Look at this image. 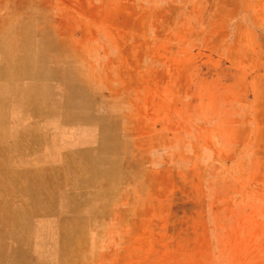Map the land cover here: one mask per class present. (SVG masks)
Instances as JSON below:
<instances>
[{
	"label": "rangeland",
	"instance_id": "1",
	"mask_svg": "<svg viewBox=\"0 0 264 264\" xmlns=\"http://www.w3.org/2000/svg\"><path fill=\"white\" fill-rule=\"evenodd\" d=\"M0 264H264V0H0Z\"/></svg>",
	"mask_w": 264,
	"mask_h": 264
},
{
	"label": "bare ground",
	"instance_id": "2",
	"mask_svg": "<svg viewBox=\"0 0 264 264\" xmlns=\"http://www.w3.org/2000/svg\"><path fill=\"white\" fill-rule=\"evenodd\" d=\"M35 169V168H34Z\"/></svg>",
	"mask_w": 264,
	"mask_h": 264
}]
</instances>
